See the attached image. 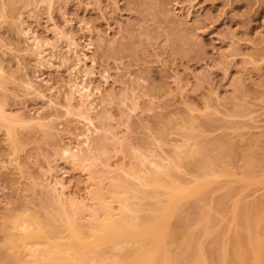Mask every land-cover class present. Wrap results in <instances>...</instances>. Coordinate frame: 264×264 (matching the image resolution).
I'll return each instance as SVG.
<instances>
[{
  "label": "rangeland",
  "instance_id": "obj_1",
  "mask_svg": "<svg viewBox=\"0 0 264 264\" xmlns=\"http://www.w3.org/2000/svg\"><path fill=\"white\" fill-rule=\"evenodd\" d=\"M20 23L52 41L54 28H65L85 52L86 39L93 37L95 46L83 57L95 70L85 82L95 93L93 123L64 108L75 64L65 41L48 46L53 67L43 68L18 31ZM0 64L8 75L0 99L6 114L19 121L14 140L0 118V251L8 217L29 213L44 219L46 209L58 207L49 187L57 177L65 185L64 203L76 196L92 208L98 202L94 193L107 191L108 178L127 175L140 153L179 163L203 139L224 146L206 144L217 165L210 176L200 172V193L177 202L171 223L185 234L177 239L183 248L175 247L173 262L225 264L237 241L234 232L248 236L244 219L237 224L234 212L264 201V0H0ZM30 78L46 91L42 96L24 86ZM38 83L55 85L45 90ZM183 136L191 138L187 144ZM63 144L76 151L91 147L90 169L54 155ZM249 151L255 159L250 172ZM177 170L189 179L199 171L185 163ZM258 235L264 237V229L252 232Z\"/></svg>",
  "mask_w": 264,
  "mask_h": 264
},
{
  "label": "bare ground",
  "instance_id": "obj_2",
  "mask_svg": "<svg viewBox=\"0 0 264 264\" xmlns=\"http://www.w3.org/2000/svg\"><path fill=\"white\" fill-rule=\"evenodd\" d=\"M5 6L6 4L3 3V11L6 10ZM2 15L5 13L3 12ZM25 25L27 24L22 23L18 31L30 41L29 51L37 57L38 65L42 67H53L51 59L55 55L53 53L50 55L47 52L48 46H54V43L58 41L57 39L65 41L64 44L66 43L67 48L64 46L63 49H67L69 54H74L72 58H75V64L69 69V81L66 83L70 84L65 93L66 106L64 108H67L69 114H74L79 118H84L89 123H93L90 113L96 104H94L95 93L93 88L88 85L89 83L86 84L85 82L86 77L92 75L94 69L91 68L94 66L89 68L83 61V57L88 58L89 56L86 54L89 52L87 50H91L95 44L92 41L93 37L90 36L92 37L91 40L86 39L88 41L86 47L88 48L85 52V46L79 42L81 40L78 39V41L72 32V34L67 33L65 28L55 27L54 37L57 38L56 41L55 39L52 41V37L50 39L45 38L47 36L40 38L35 29L32 31L33 28H29L31 25L28 24L29 27ZM81 28H83L82 24ZM88 33L92 34L91 32ZM83 41L85 40L83 39ZM50 50L49 47L48 51L51 52ZM58 53L60 52L58 51ZM56 57H58L57 54ZM61 60L68 62V58L63 56ZM63 65L62 67H64ZM69 65H72V62L67 67ZM7 76H5L4 67L0 64V89ZM79 77L82 80H79ZM25 79L23 80V84H26L25 87L34 89L39 95L41 94L40 96L46 92L39 90L31 78L26 81ZM41 81L43 82V79H40V83ZM44 82L46 83V81ZM37 85L39 86V83ZM47 85L46 88L51 90L55 84H50L49 87ZM43 86H39V88ZM14 117L6 114V109H4L0 99V118L6 122L10 137L16 140L14 126L19 121ZM30 119H34V117ZM183 138H185L186 144L191 139L189 136H183ZM207 143L214 145L215 149L224 146L219 141L203 139V141L196 143L195 147L185 151L184 156L179 158V163L171 162L169 158L158 160L140 153L137 155L139 162L130 170L128 169L129 171L127 170V175L136 179V183L131 182L126 173L108 178L107 191L99 189L94 193L93 197L98 202L92 208L88 207L84 201L78 202V199L74 198L76 196L71 199L67 198L70 203H64L66 198L62 199V193L65 190L63 189L65 185L62 183V177L61 180L57 177V180L55 179V182L49 187H53L52 193L56 192L55 194H57L58 207L46 209L44 219L29 213L8 217L9 226L2 227L6 233V238L4 250L0 251V264H174L173 261L177 259L179 253L175 256L173 250L175 247L179 251L183 248L182 244L177 243V239L185 234V231L171 223L177 211V202L183 197L200 193L205 185V181H199L201 179L200 172L202 171V175L210 176V172L218 162L217 155L209 151ZM178 147L181 148L182 146L178 145ZM226 147L230 148L228 144ZM58 148L54 154L56 156H61L65 160L69 159L89 169L93 165L94 153L91 147L82 151H76L69 145H60ZM177 155L180 156V153ZM245 160L246 170L250 172L255 161L253 151L245 153ZM183 163L188 165L191 170H199L196 172L198 174H193L194 179L182 177L177 170ZM110 168H107L108 172H110ZM50 169L49 166V171H51ZM108 172L105 171L107 174ZM193 182L194 184L191 185ZM58 185L61 186L60 191L63 189L62 192H59L60 187L58 188ZM147 188L150 190L147 191ZM132 193H134L135 201L130 200ZM106 194L111 197V200L106 199ZM146 199L148 200L147 203L145 202ZM114 201H119V205L114 206L112 204ZM263 204L264 201H259L251 205L245 204L241 208L236 207L234 213L237 224L244 219L248 236L241 239L238 231L234 232L237 241L234 240L233 242V255L228 258L226 254L225 264H264V237L252 236L254 230L264 229V210L261 209ZM145 205L147 207H144ZM85 217L88 219L87 223L84 224L81 220ZM187 264L195 263L189 261Z\"/></svg>",
  "mask_w": 264,
  "mask_h": 264
}]
</instances>
